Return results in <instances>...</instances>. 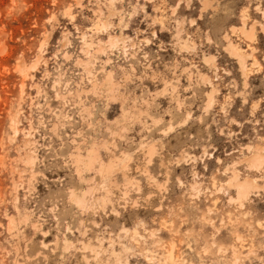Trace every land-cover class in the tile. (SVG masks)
<instances>
[{
    "label": "rangeland",
    "instance_id": "rangeland-1",
    "mask_svg": "<svg viewBox=\"0 0 264 264\" xmlns=\"http://www.w3.org/2000/svg\"><path fill=\"white\" fill-rule=\"evenodd\" d=\"M0 264H264V0H0Z\"/></svg>",
    "mask_w": 264,
    "mask_h": 264
},
{
    "label": "bare ground",
    "instance_id": "bare-ground-1",
    "mask_svg": "<svg viewBox=\"0 0 264 264\" xmlns=\"http://www.w3.org/2000/svg\"><path fill=\"white\" fill-rule=\"evenodd\" d=\"M243 32L245 31V29L244 30H242ZM249 31H247V33H248ZM247 33H245V36L246 35H248V37H252V34H247ZM251 33H253V31L251 32ZM254 34V33H253ZM250 37V38H251ZM87 42V41H86ZM86 44V43H85ZM87 45H89V43L87 44ZM239 51V50H238ZM242 53V52H241ZM257 63V62H256ZM255 64V63H254ZM262 158H263V155L262 154H260V153H256V154H254L253 156H252V158H251V160L254 162V163H257V162H259V161H261L262 160ZM261 165V164H260ZM233 179H234V181L236 182V184H237V186H238V190L240 191V194H243L242 196H244V195H246L247 193H248V191H249V189L251 188V187H253V186H255V180H253V181H251V179H245L244 181H239L238 180V176L237 175H234V177H233ZM255 179V178H254ZM245 198V197H244ZM170 253H171V251H170ZM171 255H172V253H171Z\"/></svg>",
    "mask_w": 264,
    "mask_h": 264
}]
</instances>
